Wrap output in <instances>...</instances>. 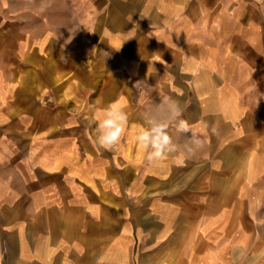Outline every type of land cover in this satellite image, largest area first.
<instances>
[{
	"label": "crops",
	"instance_id": "crops-1",
	"mask_svg": "<svg viewBox=\"0 0 264 264\" xmlns=\"http://www.w3.org/2000/svg\"><path fill=\"white\" fill-rule=\"evenodd\" d=\"M163 96L183 163L137 142ZM0 264H264V0H0Z\"/></svg>",
	"mask_w": 264,
	"mask_h": 264
},
{
	"label": "clouds",
	"instance_id": "clouds-1",
	"mask_svg": "<svg viewBox=\"0 0 264 264\" xmlns=\"http://www.w3.org/2000/svg\"><path fill=\"white\" fill-rule=\"evenodd\" d=\"M180 114V102L169 96H163L159 103L149 104L145 125L137 136V142L149 164L162 162L169 157H176L183 163L185 159L195 158L204 149V139L193 132L186 121L178 119ZM128 119V114L115 104L105 108L96 124L98 144L106 150L115 148L125 134ZM172 127L180 134L191 132V136L179 143L170 134L169 129ZM208 128L205 124L200 133L206 136ZM211 132L215 134L217 129L212 127Z\"/></svg>",
	"mask_w": 264,
	"mask_h": 264
}]
</instances>
